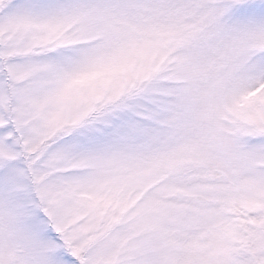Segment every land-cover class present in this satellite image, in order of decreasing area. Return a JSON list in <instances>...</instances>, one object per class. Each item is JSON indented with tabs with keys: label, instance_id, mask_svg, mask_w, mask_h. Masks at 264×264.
Segmentation results:
<instances>
[{
	"label": "snow or ice",
	"instance_id": "6c2138e0",
	"mask_svg": "<svg viewBox=\"0 0 264 264\" xmlns=\"http://www.w3.org/2000/svg\"><path fill=\"white\" fill-rule=\"evenodd\" d=\"M0 264H264V0H0Z\"/></svg>",
	"mask_w": 264,
	"mask_h": 264
}]
</instances>
